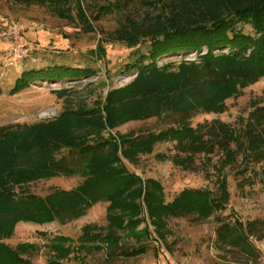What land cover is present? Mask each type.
Segmentation results:
<instances>
[{"label": "trees", "instance_id": "1", "mask_svg": "<svg viewBox=\"0 0 264 264\" xmlns=\"http://www.w3.org/2000/svg\"><path fill=\"white\" fill-rule=\"evenodd\" d=\"M11 1L26 9H52L63 16L73 13L76 6L78 20H86L80 0ZM144 1L154 8L148 24L126 29L115 39L130 46L146 40L148 51L130 64L136 71L135 79L110 93L105 115L87 107L69 108L49 122L0 127V264H33L25 258L29 245L14 249L4 243L13 238L19 223L64 225L99 203L108 204V226L84 227L77 247L60 238V243L51 245L56 257L48 264H63L64 259L81 251L121 248L123 233L136 243L148 237L156 242L148 227L140 230L146 222L140 218L145 208L159 230L160 215L209 219L225 210L230 200L225 177L217 182V191L186 190L166 204L160 182L144 181L128 170L125 160L134 163L140 156L151 155L158 144L171 143L176 151L171 158L161 154L158 159H171L184 171L198 172L200 165L208 163L221 177L239 157L246 173L264 162V107L239 130L220 121L197 127L191 123L199 112L225 113L227 99L239 97L241 89L264 77V0ZM245 26L254 34H246ZM204 48L208 50L205 54ZM224 50L228 52H214ZM194 52L200 54L197 61L157 63L162 58ZM75 74L56 67L30 71L18 79L17 86L24 88L42 78H72ZM152 118L168 122L157 131L127 135L120 141L102 139L107 129ZM58 177H78L82 182L72 190L54 189L46 196L27 188L31 183ZM217 236L230 248L252 250L248 226L240 220L222 223Z\"/></svg>", "mask_w": 264, "mask_h": 264}, {"label": "rangeland", "instance_id": "2", "mask_svg": "<svg viewBox=\"0 0 264 264\" xmlns=\"http://www.w3.org/2000/svg\"><path fill=\"white\" fill-rule=\"evenodd\" d=\"M85 12V22L73 13L61 15L52 9L27 8L11 0H0V17L28 26L23 38L30 56L24 62L12 65L11 43L0 40V127L13 125H35L56 119L65 109L87 107L101 116L105 115L107 98L112 91L129 85L136 77L131 70L141 54L148 51L146 40L138 46H130L115 37L126 29L143 27L153 15V4L144 0H80ZM75 5V4H74ZM38 27V28H35ZM246 34H254L251 27H243ZM207 53V49H203ZM221 54L224 51H214ZM199 53L185 56H170L159 59L158 65L174 59L197 61ZM75 71L77 76L42 80L38 84L21 88L17 81L24 73L52 68ZM223 114L200 113L191 120L193 127L199 124L220 121L235 129H243L253 115L264 107V77L241 89L239 97L225 101ZM164 117V116H163ZM165 118L131 121L116 129H107L102 139L120 141L127 135L137 136L141 132L157 131L167 124ZM91 143L93 138L90 139ZM171 143L158 144L151 155L140 156L136 162L125 160L128 170L144 179L161 183L165 203L169 204L186 190L208 188L217 191V182L225 177L228 181L230 200L225 210L209 219L195 215H162L154 225V218L145 208V221L140 230L148 227L156 242L146 238L141 244L122 234L116 250L73 253L63 264H264V162L252 173L240 167L241 158L218 176L208 163L200 165L198 172L184 171L171 159L161 161L158 155L175 154ZM219 157L214 159L217 163ZM201 162H199L200 164ZM82 179L58 177L40 180L27 185L39 196L49 195L54 189L72 190ZM107 203H99L86 215L70 223H53L37 226L19 223L13 238L4 243L16 249L29 245L25 258L33 264H48L56 257L51 245L60 238L66 244L77 247L83 229L89 225L100 228L108 226ZM220 218L221 221H218ZM240 220L248 226L251 252L230 248L218 240V228L222 223ZM223 221V222H222ZM160 232L162 235H160ZM60 243V242H59Z\"/></svg>", "mask_w": 264, "mask_h": 264}, {"label": "built area", "instance_id": "3", "mask_svg": "<svg viewBox=\"0 0 264 264\" xmlns=\"http://www.w3.org/2000/svg\"><path fill=\"white\" fill-rule=\"evenodd\" d=\"M38 28V27H35ZM28 26L8 21L0 17V40L11 43L12 65L24 62L30 56V49L23 36L27 32Z\"/></svg>", "mask_w": 264, "mask_h": 264}]
</instances>
